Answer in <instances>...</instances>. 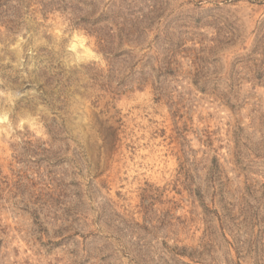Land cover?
Segmentation results:
<instances>
[{"label":"rangeland","instance_id":"1","mask_svg":"<svg viewBox=\"0 0 264 264\" xmlns=\"http://www.w3.org/2000/svg\"><path fill=\"white\" fill-rule=\"evenodd\" d=\"M0 264H264V0H0Z\"/></svg>","mask_w":264,"mask_h":264},{"label":"trees","instance_id":"2","mask_svg":"<svg viewBox=\"0 0 264 264\" xmlns=\"http://www.w3.org/2000/svg\"><path fill=\"white\" fill-rule=\"evenodd\" d=\"M96 21H94V23H95ZM93 25V24H92Z\"/></svg>","mask_w":264,"mask_h":264}]
</instances>
